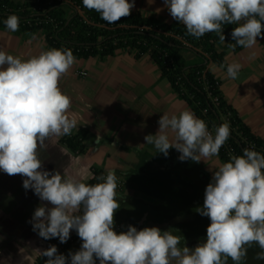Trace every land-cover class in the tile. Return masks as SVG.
Returning <instances> with one entry per match:
<instances>
[{
    "label": "clouds",
    "instance_id": "1",
    "mask_svg": "<svg viewBox=\"0 0 264 264\" xmlns=\"http://www.w3.org/2000/svg\"><path fill=\"white\" fill-rule=\"evenodd\" d=\"M83 6L115 23L128 17L135 6L128 0H82ZM171 17L199 39L215 32L225 42L223 26L236 24L231 31L235 42L229 47L251 48L264 38V0H163ZM9 31L19 30V17L4 20ZM70 49L50 48L27 59L0 50V171L24 177V189L33 190L41 201L32 215L33 231L61 243L75 230L82 243L65 256L55 245L38 250L44 264H242L247 247L261 249L256 259L264 260V154L252 147L243 155H230L228 162L212 172L204 192L203 206L195 211L209 218L206 238L194 248L185 246L182 236L158 227L114 230V214L120 208L116 198L114 170L87 184L59 171L42 170L38 149L52 135L70 134L75 121L68 111L71 99L59 88L60 78L74 64ZM228 78L236 79L242 65L221 64ZM155 135H145L165 157L177 150L180 161L218 156L230 136V126L221 124L215 135L190 110L161 115ZM169 132L174 133L169 138ZM178 231V230H176ZM183 240V246H181Z\"/></svg>",
    "mask_w": 264,
    "mask_h": 264
},
{
    "label": "trees",
    "instance_id": "2",
    "mask_svg": "<svg viewBox=\"0 0 264 264\" xmlns=\"http://www.w3.org/2000/svg\"><path fill=\"white\" fill-rule=\"evenodd\" d=\"M9 15L19 17V30L14 34L42 32L47 49H70L75 58L105 57L118 49L134 50L135 58L148 53L161 76L168 79L213 135L217 126L225 123L230 126V136L219 149L218 157L222 161L228 162L230 155H243L244 148L252 147L264 154V138L255 135L243 122L236 109L224 98L219 80L208 69L210 62L221 65L225 61L224 51L215 49V43L220 42L217 33L208 32L197 39L186 33L182 23L166 22L155 16L143 15L140 11L131 12L118 22L108 23L96 11L85 8L82 0H0V30L7 29L4 20ZM236 26H223L226 47L235 43L231 31ZM241 48L237 46L232 50ZM183 50L193 52L198 61L187 63L181 53ZM87 132V129L79 128L61 135L58 143L76 155L84 154ZM129 150L136 153L137 160L121 174L131 187L153 200L116 195L120 208L114 214V230L122 221H126V228L129 225L135 227L141 215L147 212L148 220L162 224L159 229H173L174 235L184 238L185 246L194 248L206 238L204 230L210 223L208 217L201 216L195 209L203 206L205 188L211 180L203 177L198 163L190 159L180 161L179 155L169 152L165 157L157 151ZM191 167L193 172L188 169ZM90 170L91 177L83 182L98 183L96 178L104 175L103 168L91 166ZM189 215L190 218H185ZM41 240L45 243L44 249L55 245L65 256L69 251L79 250L82 243L75 230L70 231V237L64 243L58 238ZM260 251L256 243L247 247L245 264H249V260ZM46 259L38 253L33 264H44ZM230 259L227 264H230Z\"/></svg>",
    "mask_w": 264,
    "mask_h": 264
},
{
    "label": "crops",
    "instance_id": "3",
    "mask_svg": "<svg viewBox=\"0 0 264 264\" xmlns=\"http://www.w3.org/2000/svg\"><path fill=\"white\" fill-rule=\"evenodd\" d=\"M128 2L132 3L133 0ZM134 2L131 12L140 11L143 15L155 16L166 22H177L169 14L163 0ZM22 36L1 35L0 50L23 59L38 55L41 50H35L33 43L27 44L28 40L24 42ZM215 49L224 51V65L233 62L242 65L236 79L228 78L226 68L220 69V65L213 62L208 64V69L219 80L224 98L236 109L243 122L255 135L264 138V38L258 37L253 47H242L238 51L226 47L225 42L215 43ZM181 53L187 63L198 61V57L190 50H183ZM85 60V65L74 61L69 71L60 78L58 86L70 97L72 113L80 122L79 128L88 131L85 139L86 152L90 150L91 154L98 155L105 173L114 170L115 175L119 174L124 179L121 171L129 169L137 160L136 153L129 148L147 153L157 151L153 145L145 144L144 137L148 134L155 135L159 117L165 113L178 115L183 110H192L168 79L161 76L158 66L148 53L135 58L134 50L118 49L112 55ZM168 134L170 139L173 138L174 133ZM168 152L180 155L175 149ZM195 163L200 166L201 175L211 180L212 172L224 161L213 156ZM80 169L79 166L72 168L76 171L73 177L79 180ZM188 169L194 171L193 167ZM127 185L128 192L124 190L125 195L129 194L143 201L153 200L128 183ZM136 191L142 197H138ZM0 209H4L1 202ZM190 217L191 215L185 218ZM185 218L183 217L184 220ZM161 225L157 224L155 227L159 228ZM25 242L24 248L18 245L19 249H14L11 239L1 237L0 264H24L29 259L33 264L36 257L34 244Z\"/></svg>",
    "mask_w": 264,
    "mask_h": 264
},
{
    "label": "rangeland",
    "instance_id": "4",
    "mask_svg": "<svg viewBox=\"0 0 264 264\" xmlns=\"http://www.w3.org/2000/svg\"><path fill=\"white\" fill-rule=\"evenodd\" d=\"M27 1V0H23ZM13 35L14 32L9 31L8 29L0 30L1 35ZM16 35H23L21 39L25 42L28 40L29 45L32 44L35 50L40 49L41 51L48 50L46 48L43 34L42 32L36 33H21ZM29 38V39H28ZM78 64L86 61L83 58H75ZM86 62H83L85 65ZM73 105L71 103V107L68 111V116L70 119L75 121V127L71 129V132H75L80 127V122L74 118V114L72 113ZM61 135H52L45 141V147L38 149V155L42 162V170H47L49 172L59 171L65 177L73 176L72 168L80 169L81 180H86L91 177V166L101 167V163L98 161V155L91 154L90 150L85 152L84 154L76 155L68 150L65 146L58 143V138ZM89 144V143H88ZM81 164V165H78ZM90 166V167H89ZM76 170V169H75ZM104 170V175H106ZM119 174L117 177V187L115 189L116 195H125L124 190L128 192V185L125 179H123ZM24 177L21 175H8L3 171H0V202L1 205L4 206V211L0 209V238L11 239L14 242V249L20 247H25V241L32 242L34 244V252L36 255L39 253L38 250H44L45 243L38 236L36 231H33L31 219L34 213V210L41 204H45L46 206H50L45 201H41L37 195L34 194L31 189H24L22 186ZM82 180V182H83ZM137 192L138 197H142V194ZM128 197L129 194H126ZM118 198V197H116ZM133 198V197H131ZM137 199V198H133ZM139 200V199H138ZM118 201V200H117ZM148 217V215H147ZM146 220L142 226L144 227H155L157 223L154 221ZM178 218V217H177ZM175 218L174 220H176ZM179 219V218H178ZM123 220V219H122ZM116 222V221H115ZM209 224H207L208 226ZM206 226V228H207ZM141 228V229H142ZM206 228L204 232L206 233ZM126 221H122L119 223V227H117V232L126 231ZM198 244V243H197ZM31 250V249H30ZM31 254V253H29ZM246 259V257H245ZM242 264H245L246 260H243ZM228 263H232L233 261L230 259ZM249 264H264V260L253 259L249 260ZM24 264H31L30 259L25 260Z\"/></svg>",
    "mask_w": 264,
    "mask_h": 264
},
{
    "label": "water",
    "instance_id": "5",
    "mask_svg": "<svg viewBox=\"0 0 264 264\" xmlns=\"http://www.w3.org/2000/svg\"><path fill=\"white\" fill-rule=\"evenodd\" d=\"M262 23H264V22H262ZM262 31H264V28H262ZM146 217H147V212H144L141 215V217L138 219L136 226H135L137 228V230H140L142 228V226L146 220Z\"/></svg>",
    "mask_w": 264,
    "mask_h": 264
},
{
    "label": "built area",
    "instance_id": "6",
    "mask_svg": "<svg viewBox=\"0 0 264 264\" xmlns=\"http://www.w3.org/2000/svg\"><path fill=\"white\" fill-rule=\"evenodd\" d=\"M209 130V132H211L212 133V131L210 130V129H208ZM213 134V133H212Z\"/></svg>",
    "mask_w": 264,
    "mask_h": 264
}]
</instances>
